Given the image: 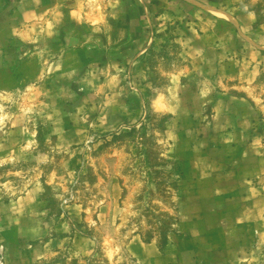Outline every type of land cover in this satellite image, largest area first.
Returning a JSON list of instances; mask_svg holds the SVG:
<instances>
[{
    "label": "rangeland",
    "instance_id": "obj_1",
    "mask_svg": "<svg viewBox=\"0 0 264 264\" xmlns=\"http://www.w3.org/2000/svg\"><path fill=\"white\" fill-rule=\"evenodd\" d=\"M26 4L0 0V264H135L133 237L264 264V0Z\"/></svg>",
    "mask_w": 264,
    "mask_h": 264
},
{
    "label": "crops",
    "instance_id": "obj_2",
    "mask_svg": "<svg viewBox=\"0 0 264 264\" xmlns=\"http://www.w3.org/2000/svg\"><path fill=\"white\" fill-rule=\"evenodd\" d=\"M99 1L103 4V0H24L27 4L23 7V19L32 18L38 22L52 12L54 19L59 23L67 19H84L91 22L99 18V13L96 11ZM23 199L26 200V198ZM126 249L135 264H176L178 262V258L173 256L175 248L171 244L161 252L155 243H144L140 237H133ZM191 258L192 261L185 264H205Z\"/></svg>",
    "mask_w": 264,
    "mask_h": 264
}]
</instances>
